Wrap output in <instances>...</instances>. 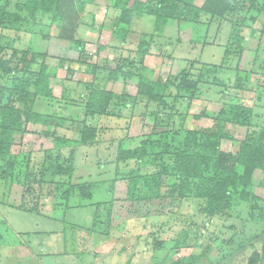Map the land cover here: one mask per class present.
Segmentation results:
<instances>
[{
    "label": "rangeland",
    "instance_id": "1",
    "mask_svg": "<svg viewBox=\"0 0 264 264\" xmlns=\"http://www.w3.org/2000/svg\"><path fill=\"white\" fill-rule=\"evenodd\" d=\"M141 1L144 2L145 0ZM202 1L195 0L194 4L200 6ZM102 3L106 4L107 0H100L98 4L102 5ZM246 6L247 1L243 4V9H236V12L243 16L246 13L244 9ZM98 8L102 9L94 10L90 7L84 10L79 28L75 33V40L83 39L82 41L85 42L84 49L87 56L85 64L62 62L61 65H58L59 58L67 50V46L61 44L56 48V53L59 57L48 60L51 72L60 82L53 86L52 92L54 96L47 104H42L44 109L41 110L43 112L50 109L54 111L62 110L63 114L67 116L64 120L69 123H62L63 125L60 126L58 124L55 125V128L57 127L56 131H54L55 129L52 126V128L47 129V132L56 137L59 136L58 138L64 137L68 140L79 142L81 139L80 134L87 132V129L83 128V132L79 131L82 126L80 125L77 128L76 120H79L83 114L85 99L89 92L95 89L106 92H121L124 89L126 80L123 72L132 69L138 72L142 66L146 69V77L152 80L157 79V81L166 80L167 90L163 100L165 105L160 106L156 103V105L148 103L144 97L138 98L133 105L132 102H130L131 105H128L129 102L125 100L121 106L113 108L112 114L119 115L118 117L101 118L107 123L103 127V132L97 141L90 146L89 144H81L75 147L73 165L69 163L70 156L67 154L68 151L64 155L62 148L54 146L50 139L44 140L36 135L33 132L34 127L25 126V133L22 138L16 139L13 152L19 159L21 155L29 156L27 162L23 158L18 161L17 172L22 173L26 166L28 167V173L31 175L26 179L25 183L32 184L33 193L30 195L25 192L23 197L25 200L22 201V187L18 188V185L17 188L13 187L12 194L7 198L8 203L16 208L20 206L21 202H24L23 206L29 209L58 207V209H55V214L61 216L64 208L60 209L59 207L65 205L64 200L61 199V194L66 187L70 184H77L80 175H82V181L93 183V187L90 188V200H85L81 203L82 206H77L80 204L79 199L75 196L71 197L68 201L70 210L65 214V217L61 216L67 224L63 222L64 231L61 234L63 239L61 236L57 238L60 242L61 240L64 241V245H60L59 249L66 252L67 257L64 255L46 256L44 257L45 264H123L125 259L129 260L128 264L131 261L137 262L138 259L133 255L125 257L124 254L121 255V263L119 255L104 256L103 258L90 257L87 255L92 249L90 241H94L95 246H98L103 239L98 241L99 238L95 237V234L91 238L89 237L88 241L85 240L84 244H77L74 240L79 239L77 236L78 231L70 229L71 222L81 223L87 214V216H91L94 211L93 207L103 205L102 207L105 208L104 215H106L107 208H110L108 207L110 201L108 184L113 179L115 170L123 172L126 169L135 168L133 162L116 163L117 145H122L125 142L124 148H133L144 140L148 134L152 136L164 135L167 136L168 140L173 141L174 144H178L186 130L205 126L207 124L206 116L217 113L224 104L242 106L247 110L245 112L246 118L242 120L243 125H238L234 128L235 138L243 139L246 134L258 133L264 127L261 105L263 103L262 97H264V76L261 72L264 69V0H257L256 4L250 7L251 11L247 13L244 19L245 23L243 22L245 25L239 26L240 29L238 31L239 36L243 39V47L258 51L259 61L255 70L257 79H253L255 76L253 73L248 75L245 83L243 80H236L233 75L231 77L226 76L224 72V79L220 81V86L215 88L220 92H217L218 95L213 94L211 96V98H215L214 100L206 96L208 94L207 91L199 97H190L191 92L182 90V88L188 87L189 84L195 86L190 81L196 82L199 80V70H201L203 64L213 65L214 62L215 64L221 62L224 66L223 69L225 71L228 70L230 60L222 54L225 50L234 52L228 48L229 46L227 47L226 43L228 33L231 30L230 23L228 25L224 20H219L207 29V33L208 30L210 31L209 35L203 36L202 27L198 28L188 23H183L179 27L176 23L169 21L166 25V30L168 31L164 32L162 37L154 36L153 40L155 43L151 45L149 52L141 56L133 52H135L140 34H152L154 32V19L146 16L141 19L133 18L131 29L134 34L128 36L124 47L111 49L106 48L107 41L103 37L110 35L115 15L111 17L110 12L104 13L103 10L107 8L106 5ZM94 12L100 13L99 15L97 13L98 16H94L95 20L89 16V14ZM103 14L106 15V19L102 18ZM39 18H41L40 14L36 16V19ZM44 21H46L45 18ZM37 23L35 22V24ZM91 25L95 27L92 30L88 28ZM96 26L104 27L102 30H98ZM52 27L50 33L56 35L58 31ZM4 36L3 42H8L14 37V34L9 32ZM21 38V41L15 44V47L20 50L24 49L28 42L27 35H21ZM213 38L215 40H212ZM205 42L206 46L202 50ZM214 43L218 45L213 48V55H218L219 57L216 60L209 59L207 55L208 52L212 51V47H209V45L212 46ZM99 46H105L106 49L98 50ZM4 56H9L8 60L12 59V64H15L16 59L13 58L11 53L5 52ZM209 61L213 63H207ZM122 64L124 65L122 66ZM182 68L185 69L184 72L188 73L187 79L184 78V74L181 75L180 73ZM118 70H121L122 73ZM238 83L243 86L247 84L246 87L248 88L255 84L262 100H257L255 92L240 90ZM80 95L82 98L79 97ZM79 103L80 105H78ZM73 106L77 109H74L73 114L69 116L68 110ZM139 122L145 124L144 128ZM133 126H137V128L141 126L139 134L137 132L134 133ZM43 129L39 128L38 130ZM60 130L67 131V136L62 134ZM131 133L132 135L138 134L137 138L134 137L135 135L132 137L137 140L130 139L132 142L126 143L127 136ZM168 135L171 136L168 138ZM166 158L168 156H165ZM70 165L74 168L73 174L75 177L70 176L68 179L54 172L57 166L68 168ZM87 174L91 178L88 179ZM118 189L120 196H123V189ZM252 195L254 197L252 202L234 206V218H232L234 220H231V222L230 220L226 221L225 230H223V233L219 232V236L215 235L217 229L216 219L210 220L202 214L204 205L202 200L189 199L178 204H170L168 200L164 199L148 205H139L137 208L134 206L131 210L132 213H130L132 214L131 216L135 215L145 219L151 218L143 221L142 230L140 231L142 239L139 240L137 246L141 251L145 247L147 250H153V255L150 256L148 264H173L181 261L188 264H203L201 260L192 263L190 260V254L194 255L192 250L199 244L201 247L205 245L212 248L214 240H218L223 243L222 247L224 249L220 256V259L222 257L223 260L221 263L216 261L219 252L213 251V254L208 255L207 258L209 259H206L208 263L213 261L214 263L216 262L215 264H248V259L254 249L260 252L262 245L261 234L264 231V173L256 172L254 174ZM95 204L97 205L95 206ZM81 207L84 208L78 209ZM124 212L126 213L124 208L119 211L120 214ZM127 214L123 215V217L127 218ZM153 219H156V221H152ZM15 222L17 223V219H15ZM209 223L212 227L208 225ZM52 227L60 229V226ZM140 227L141 225L138 223L133 227L135 230L134 234L139 233ZM73 232H75V235H73ZM58 239L55 238L56 241ZM131 242L129 239L126 243L121 242V244L129 245ZM155 247L160 248V250ZM198 252L203 253L205 251ZM202 260H204L203 257ZM32 261L33 259L28 262L24 261L23 264H31ZM262 261V264H264V260Z\"/></svg>",
    "mask_w": 264,
    "mask_h": 264
},
{
    "label": "trees",
    "instance_id": "2",
    "mask_svg": "<svg viewBox=\"0 0 264 264\" xmlns=\"http://www.w3.org/2000/svg\"><path fill=\"white\" fill-rule=\"evenodd\" d=\"M246 1V13L242 16L236 9H243ZM256 1L203 0L200 6H196L195 0H107V3L102 5L98 4L100 0H0V204L8 203V196L12 194L13 187L17 188L18 185V188L22 187V201L25 200V192L30 195L33 193L32 184L25 183L31 175L28 173V167L26 166L22 173L17 172L18 161L23 158L27 162L29 156L21 155L19 159L13 152L16 139L22 138L25 133V126L34 127L33 132L36 135L44 140L50 139L52 144L60 149L65 146L75 148L78 144L90 141V135L87 133L89 125L85 120L79 122L82 126L79 131L85 128L87 134L81 133V139L77 142L48 133L47 129L52 126L54 131L57 130L55 125L58 124V119L33 111L35 99L52 98L53 86L60 82L48 66V60L59 57L56 53L59 44L67 46V50L59 58L58 65L62 62L85 64V42L81 39L75 40V33L88 6L106 5V12H110L111 17L115 15L110 35L103 37L107 41L106 48L111 49L124 47L128 36L134 34L131 29L133 18L153 17L154 32L140 34L133 52L141 56L149 52V48L155 43L154 36L162 37V34L168 31L166 25L169 21L178 26L188 23L202 27L203 36L209 35L207 29L219 20H224L228 25L230 23L231 30L226 43L234 52L225 50L222 54L230 60L228 70L223 69V63L203 64L199 70V80L190 81L195 86L189 84L188 87L182 88L191 92L190 97H199L207 91L206 96L214 100L211 96L220 92L215 88L220 86V81L224 79V72L226 76L233 75L236 80L246 83L248 75H252L258 66V51L245 49L243 39L238 34L239 26L245 25L244 19ZM38 14L41 18L36 19ZM52 26L58 31L56 35L50 33ZM96 27L102 30L104 26ZM88 28L92 30L95 27L91 25ZM9 32H12L14 37L8 42H3L4 35ZM21 35L28 36L26 47L22 50L15 47V44L21 41ZM106 48L99 46L98 50ZM5 52L11 53L16 59L15 64H12V59L8 60L9 56H4ZM184 70L182 68L180 73L187 79L188 73ZM145 72L143 66L138 72L134 69L123 72L126 80L121 92L91 90L85 99V116H112L113 108L121 106L125 100L129 102L128 105L130 102L133 105L140 97L146 98L148 103L165 105L163 100L167 90L166 80H152L145 76ZM261 72L264 76V69ZM246 85L238 83L240 90L251 92L252 86L248 88ZM257 100H262L259 95ZM245 112L247 110L242 106L224 104L217 113L206 116L205 126L186 130L178 144L168 140L167 136L150 134L133 148L126 149L123 143L117 151L115 161L117 164L133 162L135 168L123 172L116 169L114 178L108 184L109 224L117 225L119 211L124 208L128 213L127 218L123 217L126 214L124 212L121 213L120 219H123V222L127 219L124 228L128 234H134L133 227L137 223L141 224L142 217L131 216L132 208L164 199L170 204L189 199L202 200V214L209 219L215 215L230 217L236 203L240 205L252 202L254 174L264 173V127L258 133L246 134L243 139L235 138L234 128L243 125ZM39 128L44 129L38 130ZM169 136L171 135H168V138ZM129 142L132 141L127 140L126 143ZM74 151L71 149L69 152V163L72 165ZM165 156L168 158L165 159ZM73 171L71 165L68 168L57 166L54 170L57 175L68 179ZM91 187L89 184L68 185L61 194L65 208H70L68 201L74 196L80 201L77 206H82V202L90 200ZM118 188L123 189V196H120ZM23 205L24 202H21L17 209L38 213L37 208L29 209ZM261 235L260 252L254 249L248 264H257L264 260V231ZM199 259L203 264H210L204 255L190 256L192 263ZM173 264L188 263L181 261Z\"/></svg>",
    "mask_w": 264,
    "mask_h": 264
},
{
    "label": "crops",
    "instance_id": "3",
    "mask_svg": "<svg viewBox=\"0 0 264 264\" xmlns=\"http://www.w3.org/2000/svg\"><path fill=\"white\" fill-rule=\"evenodd\" d=\"M92 6H88L87 8L91 7L94 10L100 9L96 6L95 7L94 6L92 7ZM103 11H104V13H107L106 9H104ZM94 13L89 14V16L95 20L94 16L96 17L100 13H98V12H94ZM97 13H98V15H97ZM104 15L105 14L102 15V18L105 19L106 15L105 16ZM146 17H151V16H146ZM209 32L210 31L208 30V33ZM212 40H215V38H213ZM205 46L206 45L202 46V50ZM216 46H218L217 43L212 44V46L209 45V47H212V51H211L212 54H211V52L207 53L209 59H212V60L219 59L218 55L217 56L213 55V48ZM207 63H213V62L209 61ZM214 64H215V62H214ZM253 75H255L253 79L256 80L257 79L256 72H254ZM251 86L253 88L251 92L252 93L255 92L257 99H258L259 93L257 92V90H258L257 86L255 84H252ZM263 88H264V85H263ZM79 97H81V95ZM50 99H52V98L37 97L34 101V104H33V111L36 113H39V114L48 115V116H51L53 118L58 119V125L59 126L63 125L62 123H69L66 120H64V118H66L67 116H65L63 114L62 110L54 111L53 109H50V110L48 109L49 111H44V112L41 110V109H44L42 104H44V103L47 104ZM262 99H263V103L261 105H262V112H263V117H264V97H262ZM78 105H80V103ZM74 109H77V108H75L73 106L70 108V110H68L69 116H71L73 114ZM112 111H113V109H112ZM66 112H67V110H66ZM118 116L119 115L109 116V117H100L97 115L85 116V107H84L83 114L81 115L80 119L76 120L77 121L76 127L79 128V126H80L79 122H81L83 120H85L87 122V125H89L88 126L89 127L88 134L90 135V141L86 142L85 144H89V146H90V145H92L93 142L97 141V139L101 136V134L103 132V127L107 123L104 119H101V118H111V117H118ZM61 118H63V119H61ZM73 119H75V118H73ZM140 124L142 125V128H144L143 127L144 123L141 122ZM138 127L139 128H137V126H133L134 133L137 132L139 134L141 126H138ZM77 128H76V130H77ZM60 132L62 134H64L65 136H67V134H68L67 131H63V130H60ZM134 135H132V133L129 134L127 136L126 142H127V140H130V139H136L137 135H135V136ZM133 136L136 138H132ZM79 145H81V144H78L77 147ZM120 146L121 145H117V151L120 148ZM71 149L75 150L76 148H71L69 146L68 147L65 146L64 148H62V152H64V155H65L68 151L67 154H69ZM75 152L76 151H74V153ZM73 173H72L71 177H75ZM98 174H97V176H98ZM114 174H115V172H114ZM81 176L82 175L79 176L80 179H79L77 184H89L93 187V183H88L87 181H82L83 179L81 178ZM86 176L88 179L91 178V177H89V174H87ZM76 180H78V179L76 178ZM96 205L97 204H95V206ZM102 206L93 207L94 211L91 213V216H87L88 214L86 216L84 215L85 217L83 216L84 220L82 218V220H83V222H81L82 224L76 223V222H71L72 225H71L70 229H74L75 231H78L77 236L79 237V239H75V240L73 239V240L76 241L77 244H79V243L84 244L85 240L88 241L89 237L91 238L93 235L96 234L95 237L99 238L98 241L100 239H103V240H102V243H99L98 246L97 245L95 246L94 241H90L92 243L91 244L92 249H90L91 254L87 253V255H89L90 257L103 258L104 256L109 257L111 255H114V256L119 255L120 256V263H121V255L122 254H124L125 257L133 255L138 260H137V262L131 261L130 264H135V263L136 264H140V263L141 264H148L150 261V256L153 255V250H147V248L145 247V249H143L141 251L139 249V247L137 246L138 245L137 243L139 242V240L142 239V235L140 234V231L142 230L143 221H147L151 218H147V219H145L144 217L140 218L141 227H140L139 233L128 234L124 228L125 223H126L125 220H127V219H125L123 222V219H120L121 214L119 213L117 225L114 226V225L109 224L107 214H109L108 211L110 208H107L108 210H107V212H105L106 215H104V209L105 208H103ZM236 206H238V203H236ZM84 207H81L78 209H83ZM108 207H110V204ZM59 208L63 209L62 215H61L62 217H65V214H67L68 211L70 210L69 208H65V206H61ZM55 209H58V207H49L46 209H38V213H28V212L18 210L16 207H14L10 203H7L5 205L0 204V264H23L24 261L28 262L31 259H33L31 264H45V262H44L45 258L44 257H46V256H50V257H55L58 255L66 256L67 253L64 252L62 249H59L60 245H64V241L61 240V242H60L59 239L57 238L60 236L62 238L61 234L64 231L63 222L65 219H63V218H61V216L55 214ZM232 211H233L232 215L234 216V209ZM23 215H25V216H23ZM232 215L230 217H228L226 215H215L214 217L210 218V220H213L214 218L216 219V222H217V229L215 231L216 236H219L218 235L219 232H222V233L224 232L223 230H225L227 220H230V222H231V220H234V219H232V218H234V217H232ZM15 219H17V223L15 222ZM152 221L155 222L156 219H153ZM64 223H66V222H64ZM208 225H210V223ZM52 226H60V229L59 228H53ZM74 233L75 232H73V235H75ZM146 237H147V235H146ZM55 238L58 240L56 241ZM152 238H153V236H152ZM129 239H130V241H132L129 245L128 244H121V242L126 243L127 240H129ZM160 240H161V238H160ZM152 241H153V239H152ZM222 244H223L222 241L219 242L218 240H214L212 248L209 246H205V245H204V247H205L204 248V247L199 246L200 245L199 244L198 246H195L194 249L192 250L194 255L190 254V256L195 257V256L204 255L206 257V259H209L207 257H208V255L213 254V251L216 253L219 252V256L216 258V261L221 263L223 258L221 257V259H220V256L223 253V249H224V247H222ZM163 245H164V242H163ZM210 245H212V244H210ZM217 247H218V249H217ZM157 249L160 250V248H157ZM202 250H204L205 252H203V253L198 252V251H202ZM73 257H74V255H73ZM199 261H200V259H199ZM128 263H129L128 259L123 260V264H128ZM193 263H195V261H193ZM215 263L213 261H211L210 264H215ZM257 264H262V262H259Z\"/></svg>",
    "mask_w": 264,
    "mask_h": 264
}]
</instances>
